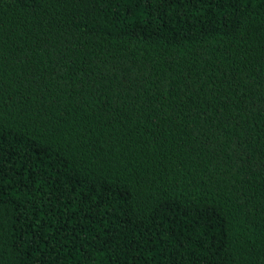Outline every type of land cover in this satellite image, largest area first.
Masks as SVG:
<instances>
[{
    "label": "trees",
    "instance_id": "obj_1",
    "mask_svg": "<svg viewBox=\"0 0 264 264\" xmlns=\"http://www.w3.org/2000/svg\"><path fill=\"white\" fill-rule=\"evenodd\" d=\"M0 264H264V0H0Z\"/></svg>",
    "mask_w": 264,
    "mask_h": 264
}]
</instances>
